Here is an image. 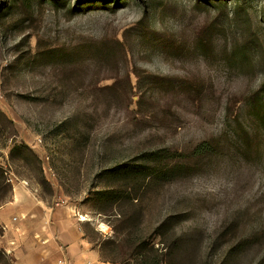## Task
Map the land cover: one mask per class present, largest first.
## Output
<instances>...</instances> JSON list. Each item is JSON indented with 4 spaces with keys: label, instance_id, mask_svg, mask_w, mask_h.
Listing matches in <instances>:
<instances>
[{
    "label": "rangeland",
    "instance_id": "rangeland-1",
    "mask_svg": "<svg viewBox=\"0 0 264 264\" xmlns=\"http://www.w3.org/2000/svg\"><path fill=\"white\" fill-rule=\"evenodd\" d=\"M15 2L4 10L0 0V249L9 260L1 216L15 185L77 224L101 260L129 253L116 246L113 216L97 210L101 177L165 152L164 164L187 168L150 184L143 214L123 207L132 228L174 214L183 238L173 264H264V0ZM210 140L217 151L190 155Z\"/></svg>",
    "mask_w": 264,
    "mask_h": 264
},
{
    "label": "trees",
    "instance_id": "trees-1",
    "mask_svg": "<svg viewBox=\"0 0 264 264\" xmlns=\"http://www.w3.org/2000/svg\"><path fill=\"white\" fill-rule=\"evenodd\" d=\"M7 3L8 5L4 10H10L16 4L15 0H7ZM168 45L169 42H166L165 48ZM105 52L107 50H103L101 47L98 50L100 55L105 54ZM239 130L242 133L240 139L246 146H249L253 141L252 137L247 135L243 127L239 126ZM217 142L213 140L200 142L192 149L190 155L199 157L217 151ZM151 156V161L146 160L149 161V164H144L143 161L125 162L113 165L103 172L101 178L107 180L108 183L98 192L102 205L98 206L97 210L100 214L113 216L114 222L118 223L117 225L111 223L114 233L118 236L116 246L130 250L129 253L119 257V259L108 257L102 259L103 261L117 264L118 261L127 262L134 259L136 264H173L176 251L182 246L183 235L174 228V214L157 217L149 231H141L132 228V214L129 208L123 209L125 205L137 206V215L143 214L144 207L141 205V201L145 196H150V184L164 180L168 174L187 168L177 162L172 163L170 167L164 164V159L169 156L165 152L152 153ZM170 156L176 155L173 153ZM4 180V171L0 167V200L8 190L3 186ZM156 236L161 247H155L152 243V238ZM109 244L112 246L114 243L110 242ZM12 262L13 260H9L5 252L0 249V264H13ZM129 264L132 263L129 262Z\"/></svg>",
    "mask_w": 264,
    "mask_h": 264
},
{
    "label": "crops",
    "instance_id": "crops-1",
    "mask_svg": "<svg viewBox=\"0 0 264 264\" xmlns=\"http://www.w3.org/2000/svg\"><path fill=\"white\" fill-rule=\"evenodd\" d=\"M25 192L21 185H15L10 210L1 216V239L13 264H54L62 257L67 264H111L101 260L97 250L87 245L77 224L72 229L71 222L56 220L40 201H29ZM13 217L16 219L12 220ZM29 225L33 226L31 231Z\"/></svg>",
    "mask_w": 264,
    "mask_h": 264
},
{
    "label": "built area",
    "instance_id": "built-area-1",
    "mask_svg": "<svg viewBox=\"0 0 264 264\" xmlns=\"http://www.w3.org/2000/svg\"><path fill=\"white\" fill-rule=\"evenodd\" d=\"M16 217H13L12 220H15ZM6 252H9L7 249H6ZM54 264H67V261L65 258H59L56 260V262Z\"/></svg>",
    "mask_w": 264,
    "mask_h": 264
}]
</instances>
